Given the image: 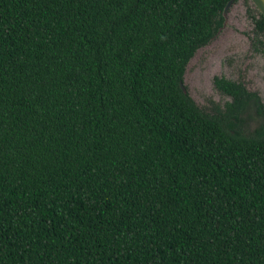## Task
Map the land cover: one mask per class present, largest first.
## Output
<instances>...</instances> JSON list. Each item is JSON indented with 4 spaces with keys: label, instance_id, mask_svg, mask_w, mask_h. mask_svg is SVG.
<instances>
[{
    "label": "trees",
    "instance_id": "obj_1",
    "mask_svg": "<svg viewBox=\"0 0 264 264\" xmlns=\"http://www.w3.org/2000/svg\"><path fill=\"white\" fill-rule=\"evenodd\" d=\"M228 1L0 0V264H264L260 96L181 86Z\"/></svg>",
    "mask_w": 264,
    "mask_h": 264
},
{
    "label": "rangeland",
    "instance_id": "obj_2",
    "mask_svg": "<svg viewBox=\"0 0 264 264\" xmlns=\"http://www.w3.org/2000/svg\"><path fill=\"white\" fill-rule=\"evenodd\" d=\"M228 15L227 26L190 59L185 84L197 104L208 112L224 109L232 99L216 88L215 76L243 81L249 90L259 94L264 108V54L252 47L249 35L254 24L247 14L246 1L237 0ZM242 116L246 134L264 123V112L256 103L249 105Z\"/></svg>",
    "mask_w": 264,
    "mask_h": 264
},
{
    "label": "water",
    "instance_id": "obj_3",
    "mask_svg": "<svg viewBox=\"0 0 264 264\" xmlns=\"http://www.w3.org/2000/svg\"><path fill=\"white\" fill-rule=\"evenodd\" d=\"M236 3V0H229L228 3L225 5L224 7V10H223V15H224V23L221 27V29L225 28L228 24V20H229V11H230V8ZM251 3H253L254 6H256L258 8V10L263 14L264 16V0H251ZM220 29V30H221ZM219 30V31H220ZM194 56V55H193ZM192 56V57H193ZM191 57V58H192ZM189 63V62H188ZM188 65V64H187ZM181 86L183 88L184 91H187V87H186V84H185V79L181 82Z\"/></svg>",
    "mask_w": 264,
    "mask_h": 264
},
{
    "label": "flooded vegetation",
    "instance_id": "obj_4",
    "mask_svg": "<svg viewBox=\"0 0 264 264\" xmlns=\"http://www.w3.org/2000/svg\"><path fill=\"white\" fill-rule=\"evenodd\" d=\"M221 30H222V29H221ZM221 30H220V31H221ZM220 31H219V32H220ZM219 32H218V33H219ZM214 38H215V37H214ZM214 38H213V39H214ZM213 39H212V40H213Z\"/></svg>",
    "mask_w": 264,
    "mask_h": 264
}]
</instances>
